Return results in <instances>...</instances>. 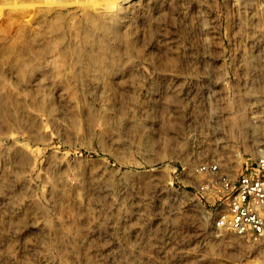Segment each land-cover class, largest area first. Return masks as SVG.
<instances>
[{
	"label": "rangeland",
	"instance_id": "374dc122",
	"mask_svg": "<svg viewBox=\"0 0 264 264\" xmlns=\"http://www.w3.org/2000/svg\"><path fill=\"white\" fill-rule=\"evenodd\" d=\"M259 144L264 0H0V264H264L195 193Z\"/></svg>",
	"mask_w": 264,
	"mask_h": 264
},
{
	"label": "built area",
	"instance_id": "2783aa9c",
	"mask_svg": "<svg viewBox=\"0 0 264 264\" xmlns=\"http://www.w3.org/2000/svg\"><path fill=\"white\" fill-rule=\"evenodd\" d=\"M197 170L202 180L195 193L208 213L209 227L251 242L264 238V145L234 174L222 171L218 160L201 163Z\"/></svg>",
	"mask_w": 264,
	"mask_h": 264
}]
</instances>
